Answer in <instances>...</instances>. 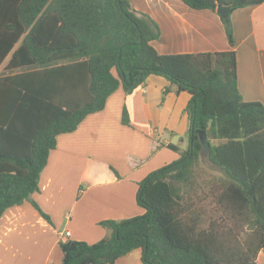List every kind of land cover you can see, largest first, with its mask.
<instances>
[{"label":"trees","instance_id":"obj_1","mask_svg":"<svg viewBox=\"0 0 264 264\" xmlns=\"http://www.w3.org/2000/svg\"><path fill=\"white\" fill-rule=\"evenodd\" d=\"M182 1L215 12L227 6L219 16L233 46L231 12L263 0ZM158 36L129 0H0V65L8 57L0 74V217L38 189L58 134L102 110L115 90L129 93L156 74L190 94L187 148L170 145L178 158L139 182L143 214L101 221L111 233L94 243L60 240L62 264H112L135 248L143 264H256L264 249V104L242 98L233 48L162 54L151 44ZM204 150L221 173L206 225L190 193Z\"/></svg>","mask_w":264,"mask_h":264},{"label":"crops","instance_id":"obj_2","mask_svg":"<svg viewBox=\"0 0 264 264\" xmlns=\"http://www.w3.org/2000/svg\"><path fill=\"white\" fill-rule=\"evenodd\" d=\"M129 2L157 25L159 36L151 44L159 53L233 48L242 98L264 104V0L231 12L233 46L211 9H194L182 0ZM189 98L165 77L150 74L129 93L115 90L104 108L88 114L75 130L58 134L38 189L0 217V264H62L60 240L94 243L111 233L101 221L143 214L136 200L139 182L178 158L170 145L187 148L184 108ZM124 108L127 124L122 122ZM112 264H143L141 250L135 248ZM256 264H264V249Z\"/></svg>","mask_w":264,"mask_h":264},{"label":"rangeland","instance_id":"obj_3","mask_svg":"<svg viewBox=\"0 0 264 264\" xmlns=\"http://www.w3.org/2000/svg\"><path fill=\"white\" fill-rule=\"evenodd\" d=\"M7 59L8 57L0 65V74L8 72L3 68ZM220 176V171L207 159V151L204 150L194 166L193 190L190 192L194 194L196 206L204 212L201 218L202 225H206L209 214L215 216V213L212 212L213 202H211L209 193L211 189L217 186V179Z\"/></svg>","mask_w":264,"mask_h":264},{"label":"water","instance_id":"obj_4","mask_svg":"<svg viewBox=\"0 0 264 264\" xmlns=\"http://www.w3.org/2000/svg\"><path fill=\"white\" fill-rule=\"evenodd\" d=\"M228 10V7L227 6H223V5H218L217 8H216V12L220 15H224ZM203 133H200V139L201 141L203 142Z\"/></svg>","mask_w":264,"mask_h":264},{"label":"built area","instance_id":"obj_5","mask_svg":"<svg viewBox=\"0 0 264 264\" xmlns=\"http://www.w3.org/2000/svg\"><path fill=\"white\" fill-rule=\"evenodd\" d=\"M65 234L68 235L69 234V231H65Z\"/></svg>","mask_w":264,"mask_h":264}]
</instances>
